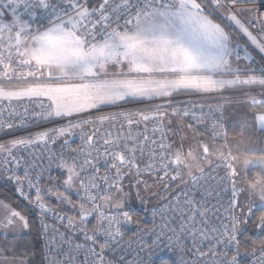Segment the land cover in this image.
Segmentation results:
<instances>
[{
	"label": "snow or ice",
	"instance_id": "6c2138e0",
	"mask_svg": "<svg viewBox=\"0 0 264 264\" xmlns=\"http://www.w3.org/2000/svg\"><path fill=\"white\" fill-rule=\"evenodd\" d=\"M257 3L0 0V101H8L9 107L12 101L35 104L40 111L32 114L41 119L67 118L58 127L0 144V165L11 172L7 179L15 181L16 192L40 210L45 228L44 215L54 212L45 195L76 209V216L56 218L83 233V244L60 234L75 253H83V264H151L153 253L145 262L140 252L164 247L179 254L178 264H244L247 256L256 257L252 264H264V236L257 242L247 234L249 227L264 233V65L243 71L234 66L241 59V45L230 31L235 25L264 53V26L255 34L248 26L264 8V0ZM243 58L252 60L247 47ZM16 68L26 71L17 74ZM4 80L19 83L6 88ZM242 86L262 91L260 98L246 95L236 101L245 107L232 114L230 129L224 113L225 104L233 101L223 93ZM181 96H220L223 103L207 105L205 112L204 103L177 102ZM155 100L163 103L123 108ZM105 106L121 110L103 114ZM23 112H29L27 105ZM12 113L25 122L22 113L14 108ZM4 126L13 128L7 122ZM254 132L261 133V147L241 150L246 133ZM74 136L80 140L75 147L69 143ZM61 139L60 151L48 147ZM33 145L47 150L48 169L65 171L63 192L42 184L47 169L35 172L34 164L13 154ZM213 164L212 171L225 170L216 183L230 188L220 187L217 203L209 205L211 173L206 169ZM250 169L258 171L248 175ZM145 176L155 179L149 183ZM48 179L55 178L49 174ZM158 186L166 195L154 191ZM73 190L76 201L67 194ZM229 191L226 202L219 198ZM152 197L157 203L149 208ZM133 199L151 212L150 222L131 207ZM129 226L135 230L130 232ZM29 228L27 215L0 200L5 237L11 232L19 238ZM131 253L134 258L126 259Z\"/></svg>",
	"mask_w": 264,
	"mask_h": 264
},
{
	"label": "built area",
	"instance_id": "2783aa9c",
	"mask_svg": "<svg viewBox=\"0 0 264 264\" xmlns=\"http://www.w3.org/2000/svg\"><path fill=\"white\" fill-rule=\"evenodd\" d=\"M259 6V0L257 3V7ZM242 7L248 8L251 7L250 4H245ZM257 19L252 21L251 23L248 24L249 28L253 33H258L259 32V27L258 26H264V8L260 9V13L257 14ZM243 18L245 19V22L248 23V13L243 14ZM240 56L241 59L245 60L244 57V47L241 46L240 48ZM249 64L252 68H258L261 64L259 60L255 59L252 57V60L249 61ZM15 67V65H14ZM3 69L0 68V71ZM20 71H26V69H21V68H16L17 74ZM4 85H11V84H17L19 83L16 80H4L2 81ZM215 99V98H214ZM177 102H179L177 100ZM200 103H204L206 105L204 111H208L207 105H215L217 103H222L221 101L217 100H209L205 99L203 101H199ZM163 103V101L157 102V104ZM27 105L29 108L28 113L23 112V106ZM14 108L16 110V113H22L25 117L26 120L25 122H21V116L16 115L15 113H12L10 115L11 109ZM35 109V111L38 113L40 110L39 108H36L35 104H30L27 101H16V102H11V107H9V102L8 101H0V125H4L5 122L11 123L13 125V128L8 129L6 126L0 127V144H4L6 142H11L12 140L15 139H20V138H28L27 135L35 132L38 129H45V128H55L60 125H63L67 122V119L63 120H57V121H51V119H41L38 115L32 114V110ZM225 117H226V111H225ZM48 121V122H47ZM45 123V126L39 125L40 123ZM47 122V123H46ZM226 126H227V120H226ZM141 126V130H142ZM151 125H149V135L151 136ZM112 131L115 133L116 129L113 128ZM200 131H205V127L201 126ZM35 135V134H34ZM158 135V134H157ZM62 143V139L58 140L56 144L49 145L48 147L51 148L52 150L55 151H60V145ZM70 144H72L73 147L78 145L80 143V140L77 136H74L70 139L69 141ZM13 154L16 155L17 157H23L25 161H27L29 164H34L35 172H39L40 169H47V171L44 173V175L41 177V182L42 184L47 185L50 188H53V191H55V187L59 186V190L63 192L65 189L62 187L63 184V179L65 177V171L63 169L56 168L53 166L52 168L48 169V160H47V155L48 152L44 148L43 145H33L29 148H23L22 146L17 150H13ZM2 155V154H0ZM215 167V164L211 168H207L206 171L211 173V176L208 179V187L209 190L212 191V194L207 197L209 201V205L216 204L217 203V191L219 190L220 187H229L226 183L223 185H218L216 183V180L219 179V177L224 176L225 170L223 167L216 169L215 171H212V168ZM0 174L2 177L12 186V188L15 191V194L17 197L26 205L27 208H29L38 224V229H39V234H40V241H41V248H42V253H43V259H44V264H51L52 260L55 259L57 261V264H83V253L81 252L80 254L75 253L72 250V247L60 239V234L64 235V239L68 240L71 238V240L74 243H85L84 241V235L82 232L79 231H73L72 229H69L66 224V219L64 222H61L59 219H57V216H76L77 211L76 209L72 208L71 205L69 204H61L55 195H45L44 199L45 202L47 203L48 206L52 207L54 212L53 213H47L43 217V225H46L47 227L45 228L41 224V214L40 210L35 206V204H29L26 200H24L23 197L19 195V193L16 192V185L15 181H11L7 179V175H10L11 172L5 173L4 168L2 165H0ZM20 174H23V170L20 171ZM51 175L55 179L49 180L48 175ZM212 177H216V179H212ZM147 178H153V176H145L143 179ZM127 184V180L125 181ZM215 189V190H213ZM71 198L76 201L78 200V196L76 195L75 191H69L67 193ZM230 191L229 192H224L220 194L219 198H222L223 201H227L228 198H230ZM33 199H34V193H33ZM51 203H56L59 205H63V209H58L51 205ZM71 209L69 210V208ZM66 208V209H65ZM67 209L69 212H67ZM223 210H221L222 212ZM142 217L144 218L145 222H150L152 217H151V212L150 211H144L142 214ZM157 223H159V218H157ZM130 232L135 230V226H129ZM129 232V234H130ZM151 239L149 238V243L151 242ZM48 241H51V243H48ZM165 243H167L166 238H165ZM133 248H136V244H133ZM149 252H152L151 256V264H160V263H166V264H178V259H179V254L174 251L168 250L166 247L161 248V249H148L145 248L144 251L140 252V257L145 261H149ZM135 253L129 254L126 259L131 260L134 258ZM110 258H112L110 256ZM244 260V264H252V261L256 259L254 256H247V257H242ZM188 259V257H186Z\"/></svg>",
	"mask_w": 264,
	"mask_h": 264
},
{
	"label": "trees",
	"instance_id": "16d2710c",
	"mask_svg": "<svg viewBox=\"0 0 264 264\" xmlns=\"http://www.w3.org/2000/svg\"><path fill=\"white\" fill-rule=\"evenodd\" d=\"M227 23L230 24V22H227ZM230 31L234 39L241 46L247 47L248 51L253 56L256 55V52L254 51L252 46L249 44L247 39L242 34H240L232 25L230 27ZM209 100H217V99L210 98ZM153 104H157V102L149 103V104H137V105L127 103V104H123V108L137 109V108H143L146 106H150ZM120 110L121 108L117 107L115 109L101 111V113L107 114L110 112H117ZM96 114H100V113H96ZM227 126L230 129L232 128V124L228 122H227ZM39 130H42V129L36 130L35 132L27 135V137L34 136V134L39 133ZM256 171H258V169H251L248 175H255ZM164 193L165 192L162 189L158 191L159 196H163ZM0 200H5L7 202L12 203L13 207H16L17 210L22 212V214H25L28 216L29 224H30V228L28 229L27 234L19 238H16V237L5 238L0 233V248L4 249V251L0 254L4 256L7 255V256L16 257L17 259H24L27 261V264H44L37 220L33 212L29 208H27L26 205L17 197L12 186L2 177V175L0 176ZM156 202H157V198H154L152 200V204H155ZM51 205H53L54 207L58 209H63L62 208L63 205H59L56 203H51ZM26 209L27 211H25ZM70 209L71 207L69 208V210ZM69 210L67 209V212H69ZM134 210L139 212L141 216L144 212V210L140 208H136V207L134 208ZM249 223H251V221ZM247 234L252 236V238L256 240L257 242L262 238V236H264V233H262L260 229L255 228V227L247 228ZM160 264H166V263H160Z\"/></svg>",
	"mask_w": 264,
	"mask_h": 264
},
{
	"label": "crops",
	"instance_id": "0c3cea01",
	"mask_svg": "<svg viewBox=\"0 0 264 264\" xmlns=\"http://www.w3.org/2000/svg\"><path fill=\"white\" fill-rule=\"evenodd\" d=\"M5 19H7V17ZM242 35H244V34L242 33ZM251 46L254 49V51L256 52V55L254 56V58L259 60L261 65H264V53L260 52L259 49L256 48L255 45L251 44ZM233 64H234V66L240 67L242 71L248 67H251L249 64V61L243 60V59H240L239 61L234 60ZM255 74L258 75L259 73L257 72ZM13 85H15V84H13ZM13 85L12 84L6 85L5 87L9 88V87H12ZM261 91H262V89H260L258 86H254V87L242 86L240 88L227 90L225 93H223V96L231 97V99L233 101L232 103L225 104L227 122L233 125L232 114L235 111H239L245 107V105L243 103H236V101H244L246 98V95H256L258 98H260L259 93ZM210 98H215V99H217L223 103V100L220 96L205 97V98L181 96V97H178L177 100L178 101H186V100L191 99V100L199 102V101H203L205 99H210ZM159 101L160 100H155V101L146 102V103H131V104H134V105L149 104V103H155V102H159ZM12 102H16V101H12ZM115 108H117V107L116 106H105L101 109V111L111 110V109H115ZM63 119H67V118H53V119H51V121H57V120H63ZM176 127H177V125L174 122L173 128L175 129ZM249 136L251 137V139L248 138ZM261 138H262V136H261V133H259V132L246 133V136L244 138V142H243V144H240L239 147L241 148V150H245V151H247V148L245 147L246 145L254 146L257 149H259L261 147V145L259 143ZM14 237H15L14 235H11L9 238H14Z\"/></svg>",
	"mask_w": 264,
	"mask_h": 264
},
{
	"label": "rangeland",
	"instance_id": "374dc122",
	"mask_svg": "<svg viewBox=\"0 0 264 264\" xmlns=\"http://www.w3.org/2000/svg\"><path fill=\"white\" fill-rule=\"evenodd\" d=\"M231 23V22H230ZM240 34H242V32H240V30L238 29V28H236V26L235 25H232ZM246 39H247V41L249 42V44L251 45L252 43L248 40V38H247V36L246 35H243ZM250 53V52H249ZM251 54V53H250ZM251 57H253L254 58V56L251 54ZM13 85V84H12ZM4 86H6V85H4ZM48 122V121H47ZM39 125H42V126H45L44 124H43V122L42 123H40ZM49 128H45V129H42V130H39V132H42V131H46V130H48ZM10 142H6V143H4V144H9ZM251 170V169H250ZM249 170V171H250ZM0 176H1V174H0ZM155 179V177H153V178H147V180H148V182L149 183H151L153 180ZM162 189V186H158L156 189H154V191H156L157 193H158V191L159 190H161ZM135 195V193L133 192V196ZM142 195H144L145 197H148L149 195H150V193H144V192H142ZM164 195H166V193H164ZM163 195V196H164ZM162 197V196H161ZM154 198H156V197H152L151 198V201H150V203H149V205H148V207L149 208H151L153 205H155V204H152V200L154 199ZM241 199H243V194H241V197H240ZM131 207L134 209L135 207L136 208H140V209H142V210H144V207L140 204V202L138 201V200H135V199H133V201L131 202ZM145 211V210H144ZM0 232H1V235L3 236V237H5V233L2 231V230H0ZM27 232H28V229H26V230H23L20 234H19V237H21V236H24V235H26L27 234ZM11 235H14V234H12L11 232H9V233H7V237H5V238H8V237H10ZM4 257H7L9 260H15V261H17V264H19V261H24V264H27V261L26 260H24V259H17L16 257H12V256H4V255H1L0 254V264H6V262H5V260H4Z\"/></svg>",
	"mask_w": 264,
	"mask_h": 264
}]
</instances>
